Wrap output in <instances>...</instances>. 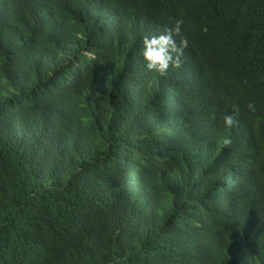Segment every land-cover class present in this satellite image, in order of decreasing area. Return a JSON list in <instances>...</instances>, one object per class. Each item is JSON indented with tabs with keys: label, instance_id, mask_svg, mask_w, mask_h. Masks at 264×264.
I'll use <instances>...</instances> for the list:
<instances>
[{
	"label": "trees",
	"instance_id": "obj_1",
	"mask_svg": "<svg viewBox=\"0 0 264 264\" xmlns=\"http://www.w3.org/2000/svg\"><path fill=\"white\" fill-rule=\"evenodd\" d=\"M0 264H264V0H0Z\"/></svg>",
	"mask_w": 264,
	"mask_h": 264
},
{
	"label": "clouds",
	"instance_id": "obj_2",
	"mask_svg": "<svg viewBox=\"0 0 264 264\" xmlns=\"http://www.w3.org/2000/svg\"><path fill=\"white\" fill-rule=\"evenodd\" d=\"M183 24L184 21L179 19L170 28L166 27L162 34L144 36L140 55L148 72L164 77L168 74L170 68L181 67V57L184 50L189 47L188 39L183 36ZM176 37L180 38L179 43H177ZM254 107L251 103L247 105L249 110H254ZM239 115V107L233 105L231 112L223 117L224 127L229 129L237 127ZM230 143V139L225 140V144Z\"/></svg>",
	"mask_w": 264,
	"mask_h": 264
}]
</instances>
